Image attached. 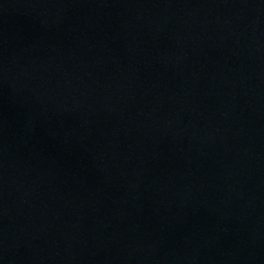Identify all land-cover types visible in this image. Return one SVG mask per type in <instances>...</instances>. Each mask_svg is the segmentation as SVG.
<instances>
[{"label":"water","instance_id":"obj_1","mask_svg":"<svg viewBox=\"0 0 264 264\" xmlns=\"http://www.w3.org/2000/svg\"><path fill=\"white\" fill-rule=\"evenodd\" d=\"M0 264H264V0H0Z\"/></svg>","mask_w":264,"mask_h":264}]
</instances>
